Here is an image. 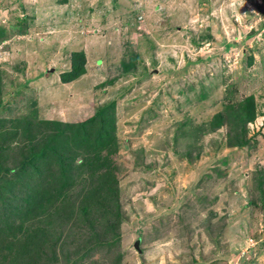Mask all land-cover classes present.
Instances as JSON below:
<instances>
[{
  "label": "rangeland",
  "instance_id": "rangeland-1",
  "mask_svg": "<svg viewBox=\"0 0 264 264\" xmlns=\"http://www.w3.org/2000/svg\"><path fill=\"white\" fill-rule=\"evenodd\" d=\"M82 52L84 74L61 83ZM111 102L120 241L67 264H264V0H0V219L13 213L11 232L34 215L23 203L40 181L63 216L84 187L53 159L5 176L29 153L17 122L32 103L38 121L77 123ZM242 104L255 117L239 146ZM8 182L20 184L10 193Z\"/></svg>",
  "mask_w": 264,
  "mask_h": 264
},
{
  "label": "trees",
  "instance_id": "trees-1",
  "mask_svg": "<svg viewBox=\"0 0 264 264\" xmlns=\"http://www.w3.org/2000/svg\"><path fill=\"white\" fill-rule=\"evenodd\" d=\"M80 56L79 66L74 65L69 73L59 76L61 83L65 84L84 74L85 68L82 65H86V58L83 52ZM73 58L74 56V61ZM113 106L114 102L98 106L92 116L84 121L71 123L58 119L38 121L36 104L32 103L25 115L26 120L17 122L26 134L23 141H26L25 149L29 153L13 167L2 168L5 176L23 179L28 165L41 160L50 162L53 159L62 174H72L75 178L71 179H79L84 187L81 190L82 202L78 204L77 211L63 216L60 207L53 208L52 202L59 201L61 196L54 197L53 193L44 189L51 185L40 181L35 188L36 193L26 197L23 203V215L33 212L34 215L29 220L19 217L15 222L25 225L23 232H11L12 226L8 225V221H13V213L7 220L0 219V256L6 254L1 263L57 264L61 260L63 264H67L83 252L87 255L97 245L108 248L118 246L121 224L120 190L108 157L116 150L113 137L115 125L111 116ZM235 114L241 130L238 138L235 137V143L240 146L248 143L245 139L246 123L255 117V111L242 104ZM30 128L33 130H29ZM241 137L244 138L243 141ZM35 168L36 176L41 177V168ZM15 184L20 183L6 184L10 193ZM2 192L0 190V196ZM67 207L70 209V206Z\"/></svg>",
  "mask_w": 264,
  "mask_h": 264
},
{
  "label": "bare ground",
  "instance_id": "bare-ground-1",
  "mask_svg": "<svg viewBox=\"0 0 264 264\" xmlns=\"http://www.w3.org/2000/svg\"><path fill=\"white\" fill-rule=\"evenodd\" d=\"M142 4V3H141ZM133 8V7H132ZM96 47V46H95ZM98 47V46H97ZM99 49V48H98ZM68 105V104H67ZM69 106V105H68Z\"/></svg>",
  "mask_w": 264,
  "mask_h": 264
}]
</instances>
